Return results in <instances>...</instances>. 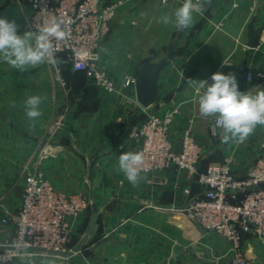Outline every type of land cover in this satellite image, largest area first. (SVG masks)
<instances>
[{"label": "crops", "instance_id": "obj_1", "mask_svg": "<svg viewBox=\"0 0 264 264\" xmlns=\"http://www.w3.org/2000/svg\"><path fill=\"white\" fill-rule=\"evenodd\" d=\"M182 3L125 0L118 7L99 48V62L115 83L112 93L84 72L71 70L65 77L72 90L65 91L45 64L21 72L0 61V245L12 239L13 224L2 220L20 207L25 170L37 168L58 190L89 200L72 219L75 239L81 240L93 211L98 212L73 264H210L212 255L226 263L224 238L188 222L179 210L187 202L186 189L192 195L202 190L189 173L174 168L147 173L146 180L133 186L118 168L121 152L137 148L131 128L149 113L172 109H178L169 131L174 147L180 150L182 134L190 127L201 147L203 169L232 158L235 175L242 177L262 152L264 126H257L243 144L222 143L212 118L200 116L187 81L211 82L213 73L232 72L240 91L264 88V31L256 47L246 46L250 22L264 25V0H205L203 15L196 14L194 27L184 31L159 22ZM28 14L23 0H0V18L14 19L18 34L30 30ZM157 51L164 53L151 59ZM146 60L168 62L148 108L137 102L134 86L125 83ZM247 71L254 74L252 81L246 79ZM31 95L44 100L41 117L30 123L25 101ZM243 244L249 246V263L261 264L264 239L246 236Z\"/></svg>", "mask_w": 264, "mask_h": 264}, {"label": "built area", "instance_id": "obj_2", "mask_svg": "<svg viewBox=\"0 0 264 264\" xmlns=\"http://www.w3.org/2000/svg\"><path fill=\"white\" fill-rule=\"evenodd\" d=\"M23 1L28 6L31 31L54 15L64 22L70 34L66 43L57 45L59 65L48 64L61 85L66 84L62 72V64L66 62L73 72H84L106 92L115 91L111 75L99 62V48L125 0ZM135 78L127 77L126 85L134 86ZM246 79L252 81L254 74L247 71ZM177 112L178 109H172L163 114L149 113L132 127L129 135L137 142L134 152L144 154L148 173L170 168L189 173L202 190L192 195L186 189L188 199L180 212L193 225L224 238L237 263L246 264L245 237L264 239V140L261 154L245 176L234 174L232 158L203 169L201 147L190 127L182 134L180 150L173 145L169 131ZM25 173L20 207L3 219V222L10 220L14 226L12 239L5 244L14 248H0V264H23L25 258L34 255H65L73 234L72 219L89 205L84 196L58 190L39 169H27Z\"/></svg>", "mask_w": 264, "mask_h": 264}, {"label": "clouds", "instance_id": "obj_3", "mask_svg": "<svg viewBox=\"0 0 264 264\" xmlns=\"http://www.w3.org/2000/svg\"><path fill=\"white\" fill-rule=\"evenodd\" d=\"M204 3L205 0H183L182 6L174 13L162 14L159 22L172 24L177 31L191 29L195 25L196 14L203 15ZM19 27L14 19L0 18V61L21 72L46 63L59 65L57 45L66 43L70 35L63 21L54 15L49 16L35 31L26 30L23 34H18ZM210 80L187 81L195 91L200 116L212 118L222 143L243 144L257 126H264V88L256 86L240 91L232 72L213 73ZM43 100L40 95H31L26 99V117L30 123L41 117ZM118 168L133 186L146 180L150 171L145 166L144 154L133 151L121 152Z\"/></svg>", "mask_w": 264, "mask_h": 264}, {"label": "water", "instance_id": "obj_4", "mask_svg": "<svg viewBox=\"0 0 264 264\" xmlns=\"http://www.w3.org/2000/svg\"><path fill=\"white\" fill-rule=\"evenodd\" d=\"M264 31V25L255 27L254 21H251L247 31V42L246 46L254 48L257 46L258 37ZM168 65L166 60L159 61L155 64H151L148 60L143 62L138 70L137 76L135 78L134 88L135 96L137 102L144 108L150 107L156 100V84L159 78V72ZM98 212L93 211L89 224L85 230L84 235L82 236L78 246L75 247V250L81 248L88 236L91 234L96 221H97ZM1 249L5 248H14L11 245H0ZM27 250H30L27 248Z\"/></svg>", "mask_w": 264, "mask_h": 264}, {"label": "rangeland", "instance_id": "obj_5", "mask_svg": "<svg viewBox=\"0 0 264 264\" xmlns=\"http://www.w3.org/2000/svg\"><path fill=\"white\" fill-rule=\"evenodd\" d=\"M157 53L163 54L162 51L161 52H153L151 53L152 57L158 55ZM153 60H156L157 57L152 58ZM50 70H51V75L53 77L54 80H56L55 78V74L54 71L52 69L51 66H49L47 63L45 64ZM62 72H63V76L64 79L66 81V84L63 86L59 83V81L56 80V82L65 90V91H71V87L69 86L67 79L65 76H68L69 74H71V69L70 66L65 62L62 64ZM232 162V160H231ZM233 169V168H232ZM26 171V170H25ZM234 172V171H233ZM235 174V173H234ZM24 181H26V173L24 176ZM25 186V185H24ZM24 190V187H23ZM23 194V193H22ZM3 221V220H2ZM217 235V234H216ZM218 237H221L219 235H217ZM80 240L75 239V237H73L72 234V238L70 240V242L68 243L67 247H66V253L65 255H49V256H42V255H34L30 258V260L28 261V263H32V264H73L72 263V256L74 255V253H76L78 250H75V247L78 246ZM226 244L228 245V254L227 255V260L226 263L224 264H238L237 261L234 258V254L230 249V245L227 243V241L225 240ZM243 247L245 249V256H246V264H250L249 262L252 260V257L249 256L250 251L248 250L249 246H245V244H243ZM219 257L216 256H211L210 258V264H223L219 262ZM264 262V257H262L261 259V264H263ZM23 264H25V262L23 261Z\"/></svg>", "mask_w": 264, "mask_h": 264}, {"label": "trees", "instance_id": "obj_6", "mask_svg": "<svg viewBox=\"0 0 264 264\" xmlns=\"http://www.w3.org/2000/svg\"><path fill=\"white\" fill-rule=\"evenodd\" d=\"M71 69V68H70Z\"/></svg>", "mask_w": 264, "mask_h": 264}]
</instances>
